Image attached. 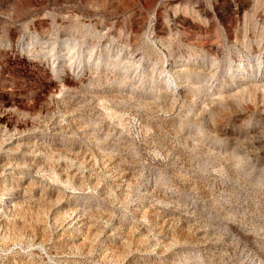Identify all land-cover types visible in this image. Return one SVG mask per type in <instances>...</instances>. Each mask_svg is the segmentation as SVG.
Here are the masks:
<instances>
[{
    "label": "rangeland",
    "instance_id": "374dc122",
    "mask_svg": "<svg viewBox=\"0 0 264 264\" xmlns=\"http://www.w3.org/2000/svg\"><path fill=\"white\" fill-rule=\"evenodd\" d=\"M7 193L0 264H264V0H0Z\"/></svg>",
    "mask_w": 264,
    "mask_h": 264
},
{
    "label": "bare ground",
    "instance_id": "6f19581e",
    "mask_svg": "<svg viewBox=\"0 0 264 264\" xmlns=\"http://www.w3.org/2000/svg\"><path fill=\"white\" fill-rule=\"evenodd\" d=\"M10 168V167H9ZM5 171H8V169H5ZM14 200V195L12 194V193H7V194H5L4 196H3V198H1V200H0V216L1 215H6V213H7V215L9 214L8 213V211H10V210H8L9 208H10V204H11V202ZM12 206V205H11ZM75 212V211H74ZM73 216V215H72ZM74 217V216H73ZM79 218H80V216L78 217V215H76L75 214V217H74V220H75V222L76 223H78L79 221H81V220H79ZM73 220V221H74ZM72 221V220H71ZM72 221V222H73ZM2 222V221H1ZM75 223V224H76ZM81 223V222H80ZM1 225H2V223H1ZM0 225V226H1ZM78 225V224H77ZM3 226V225H2ZM1 226V227H2ZM0 227V228H1Z\"/></svg>",
    "mask_w": 264,
    "mask_h": 264
}]
</instances>
